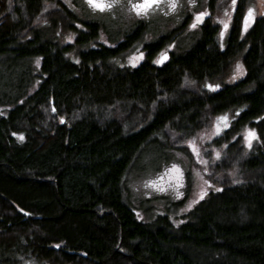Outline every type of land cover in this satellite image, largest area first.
<instances>
[{
	"label": "trees",
	"instance_id": "trees-1",
	"mask_svg": "<svg viewBox=\"0 0 264 264\" xmlns=\"http://www.w3.org/2000/svg\"><path fill=\"white\" fill-rule=\"evenodd\" d=\"M247 1L223 48L209 15L193 44L173 51L178 29L164 21L125 25L105 45L95 18L82 29L49 20L57 0H0V264H264V12L240 37ZM147 33L143 59L121 64ZM243 47L244 76L203 89ZM233 108L205 172L219 189L177 226L138 220L124 176L141 148L154 137L183 147Z\"/></svg>",
	"mask_w": 264,
	"mask_h": 264
},
{
	"label": "rangeland",
	"instance_id": "rangeland-1",
	"mask_svg": "<svg viewBox=\"0 0 264 264\" xmlns=\"http://www.w3.org/2000/svg\"><path fill=\"white\" fill-rule=\"evenodd\" d=\"M57 2L54 8L56 6L58 8L52 12V15L48 13L49 9L46 11L49 20L56 21L59 28H62L64 22H71L75 28L82 29V27L85 28L87 22L96 19L102 24L97 32L96 42L105 45H113L116 40H119L125 25L149 21V27L154 28L160 21H164V28L178 29L175 39L167 47L168 50L173 51L178 48L190 47L198 38L201 23L196 28L190 26L195 22V17L204 12L208 13L207 16L211 15L217 24L216 38L219 46L223 48L238 4V0H236L235 8H233V0H195L194 3H191L190 0H177L176 10L169 12L166 2L162 0L158 8L154 7L149 9L145 15L138 16L132 10V4L142 3L143 0H119V3L104 11L89 6L87 0H57ZM97 2L111 3V0H97ZM249 8L254 10L255 18L264 12V0H249L244 5L240 37H243L247 32L244 31V20ZM225 13L229 15H225ZM221 21L227 22L229 25L223 40L219 35L221 31H224ZM253 21L254 19L251 25ZM179 25L183 26L182 29ZM64 29L62 40L72 42L75 36L74 30L66 27ZM150 35L151 33H147V37L143 41L135 43L124 55L121 64L133 66L132 59L134 57L141 54L144 56L143 43L152 41ZM245 50L246 47H243L220 78L205 81L202 88L206 91H214L211 88L216 90L222 85L234 83L242 78L245 74L243 63ZM162 54L164 52L158 55L156 60L161 59ZM237 64L242 66L243 75L237 73ZM235 111L236 109L233 108L215 114L207 126L196 130L186 138L182 144L183 147L181 145L172 146L164 142L161 137H154L141 148L124 176V181L127 184L124 188L125 198L138 220L151 223L157 217L165 216L174 226H177L187 219L189 213L198 204L192 202L202 200L199 199L202 191L206 192L205 198L209 192L219 189L220 182L215 178L208 177L205 172L206 168L218 159L217 153L220 156L226 145L225 142H216L218 136L226 129L223 127V122H220L221 132L214 135L218 118L226 116L229 125L230 120L235 117ZM249 131L255 133L254 128L251 127H245L241 133L242 143L246 147L248 146L246 135ZM193 141L199 155L189 146V142ZM201 160L207 161V163H200ZM173 165H176L183 174L182 187H177L175 179H170L169 176L164 175ZM172 175L175 176V174ZM149 182H156L158 187H164L166 190L161 192L157 188L146 187L145 185ZM178 193L181 194L179 198L177 197ZM190 204L192 205L191 208L188 207Z\"/></svg>",
	"mask_w": 264,
	"mask_h": 264
},
{
	"label": "snow or ice",
	"instance_id": "snow-or-ice-1",
	"mask_svg": "<svg viewBox=\"0 0 264 264\" xmlns=\"http://www.w3.org/2000/svg\"><path fill=\"white\" fill-rule=\"evenodd\" d=\"M161 2H162V0H143L142 3L132 4V10L135 11L138 16L139 15H145L149 11V9H152L154 7L158 8L160 6ZM164 2H166V4H167L169 12L175 11L177 6H178L177 0H164ZM190 2L194 3L195 0H190ZM87 3L89 4V6H91L93 8H97L101 11H104L105 9H110L115 4L119 3V0H111V3H99V2H97V0H87ZM235 4H236V0H233V8H235ZM207 15H208L207 12H204V13L197 15L195 17V22L190 27L196 28L198 26V24H200ZM225 15H229V14L225 13ZM254 16H255L254 10L252 8H249L248 12L245 16V20H244V31H247L248 27H250L251 22L254 19ZM221 23H223L224 31H221L219 35H220L221 40H223V37H224L225 32L227 31L229 25L227 22H224V21H221ZM141 59H143V54H141L138 57H134L132 59L133 66H135V63ZM166 59H167L166 54H162V58L155 61V63H158V64L163 63L164 60H166ZM236 70H237V73L239 75H243V69H242L241 65L237 64ZM209 87L211 88V86H209ZM211 90H215V89L211 88ZM53 111H55V109H53ZM220 122H223L224 128H227L229 126L226 116H222V117L218 118L216 132L214 133V135H218L221 132V128L219 126ZM255 138H256V136H255L254 132L249 131L247 133L246 139H247L249 147H251V142ZM20 139L23 140V136H21ZM189 146L193 148V151L197 155H199L198 149L195 148L194 141L189 142ZM217 158H219V153H217ZM200 163L206 164L207 161L201 160ZM172 174H175V176H173ZM164 175L169 176L170 179H175L177 187L183 186V184H182L183 174L181 173L180 169L176 165H173L172 168L168 169ZM161 179H163V177H161ZM145 186L157 188V190L161 191V192L166 190L164 187H158L156 182H149ZM180 195L181 194L178 193L177 197L179 198ZM205 195H206V192L202 191L200 193L199 199H203ZM192 203H198V201H193ZM191 206L192 205L190 204L188 207L191 208Z\"/></svg>",
	"mask_w": 264,
	"mask_h": 264
}]
</instances>
